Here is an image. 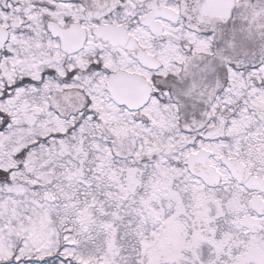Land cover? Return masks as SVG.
I'll list each match as a JSON object with an SVG mask.
<instances>
[{
  "label": "snow or ice",
  "instance_id": "1",
  "mask_svg": "<svg viewBox=\"0 0 264 264\" xmlns=\"http://www.w3.org/2000/svg\"><path fill=\"white\" fill-rule=\"evenodd\" d=\"M0 264H264V0H0Z\"/></svg>",
  "mask_w": 264,
  "mask_h": 264
}]
</instances>
